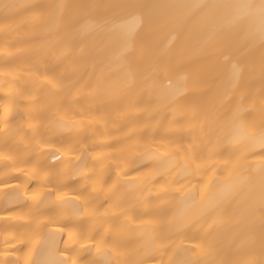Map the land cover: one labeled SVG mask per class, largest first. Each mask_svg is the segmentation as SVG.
I'll use <instances>...</instances> for the list:
<instances>
[{
  "label": "snow or ice",
  "instance_id": "1",
  "mask_svg": "<svg viewBox=\"0 0 264 264\" xmlns=\"http://www.w3.org/2000/svg\"><path fill=\"white\" fill-rule=\"evenodd\" d=\"M13 7L9 3L2 4L6 12ZM32 7L37 10L33 18L45 20L42 35L59 39L65 50L39 72L25 74V70L19 67L0 70V83L8 88L0 99V136L5 145L11 140L18 149L17 156L0 153L17 174L10 177L17 180L16 185L0 182V189L25 187L32 181L44 185L49 179L45 175L47 168L31 165L33 156L43 155V148L50 146L44 136L43 121L34 119L32 110L27 109V120L11 122L20 115V105L31 98L33 89L45 87L53 94L52 107L56 109V118L51 124L57 128L79 130L86 119L89 122L104 119V113L87 116L83 109L61 112L58 107L59 104L72 103L66 97L58 96L61 85L57 69L67 48L77 38L83 40L99 32L119 37L121 44L114 56V64L107 71L102 64L97 66L100 75L95 79V95L100 97L107 93V81L112 71H122L128 85L142 75V87L128 95H140L147 89L150 96L144 111L149 115L143 122L132 126L128 139L140 137L152 145L140 157L141 162H147L149 172L133 179L128 178L127 171H116L121 165L112 159L111 151L102 154L100 165L110 161L115 179L112 174H107L106 179L104 168L100 174L93 172L95 179L89 187L96 191L93 185H99L104 194L101 204L104 214L96 218L99 223L85 231L74 227L76 221L65 220L63 227L49 230V258L40 264H147L145 257L157 259L158 264H264V0H238L235 3L191 0L162 6L169 9L166 15L146 12L145 9L161 6L146 5L143 0H120L119 3L55 0ZM223 10H228V14L222 16ZM218 24L221 29L235 30L239 39L230 50H218L221 63L228 67V74L215 96L216 107L209 112L205 97L211 89L201 87L186 71L189 61L180 54V48L182 38L191 37L193 33L214 32ZM166 29L172 30L171 38L166 42L156 40L155 37ZM16 42L15 37L9 39L6 36L0 44V52L10 55ZM257 48L260 52L258 59L252 56ZM133 53L136 55L130 58ZM81 59H88L84 49H81ZM145 61L147 67L142 73L132 70L133 63L142 67ZM214 70L215 67L210 65L208 74ZM29 80L30 87L27 86ZM257 80L259 88H254ZM226 102L229 106L221 112ZM137 111H140L138 107L132 113L125 108L120 115L134 119ZM78 116L82 119H77ZM158 116L171 117L166 123L175 127L164 134L172 139L156 141L155 137L161 135L159 129L164 127L161 120L156 119ZM103 146L112 149L111 144ZM228 146H235L238 152L231 158L221 159ZM161 148L166 150L161 151ZM63 151L56 149L52 155L59 159L56 153ZM254 156L259 160L250 164L249 158ZM75 160L79 161L80 156ZM217 170L220 175H216ZM158 179L163 183L155 188ZM183 180L189 183L195 180L196 184L181 198L182 207L173 212L170 202L162 197L182 192L183 187L175 189L172 185ZM224 181L230 182L231 187L217 201L211 205L198 203L199 185L206 187L211 182L221 185ZM53 191L49 189L48 195ZM153 192L159 195L153 197ZM33 199L36 200L35 194ZM76 199L79 200L80 196ZM150 199L161 202L149 207ZM132 201L143 205L145 215L152 218L137 221L128 215L131 209L126 205ZM228 201H239L235 213L224 207ZM188 208H196V211L188 212ZM87 211L82 206L77 215L83 216ZM109 212L118 215L107 216ZM119 216L125 217L122 224ZM10 218L11 214L5 219ZM106 219L116 221L115 226L105 229L103 222ZM202 221L206 224V228H201L203 234L189 237L197 242L182 249V258L173 259L175 250L171 235L158 234L155 226L166 223L179 233L188 225H199ZM134 226L143 237V244L128 253L125 241ZM143 226L149 227L145 229ZM65 236L66 239L62 240L61 237ZM0 239L3 241L0 264H35L31 259L33 249L30 248L24 256L17 254L20 245L31 244L23 234L6 230L0 234Z\"/></svg>",
  "mask_w": 264,
  "mask_h": 264
},
{
  "label": "bare ground",
  "instance_id": "2",
  "mask_svg": "<svg viewBox=\"0 0 264 264\" xmlns=\"http://www.w3.org/2000/svg\"><path fill=\"white\" fill-rule=\"evenodd\" d=\"M55 2V0H0V44L3 43L7 36L9 39L15 37V47L8 52H0V70L12 67H19L28 72H39L46 64H50L55 56H59L60 52L65 50V45L53 37H44L42 35L45 20L33 18V14L37 11L32 5L41 4L47 5ZM65 3H72L75 0H63ZM102 3H119L120 0H98ZM191 2V0H143L146 5L161 6L156 8L145 9L159 15H166L169 9L162 7L173 3ZM219 3H235L238 0H213ZM3 3H9L14 7L7 12L2 8ZM228 10H223L222 16L227 15ZM172 30L166 29L161 31L156 40L166 42L171 38ZM239 39L235 30L221 29L219 24L214 32L207 34L193 33L191 37L182 38V46L180 54L189 61L186 71L197 79L201 87L211 89L205 97L208 105V111L211 112L215 105V96L217 91L226 80L228 67L221 63L218 56V50H230L233 43ZM207 42V43H205ZM121 41L118 36L108 32H99L91 35L83 40L77 38L76 42L67 48V51L62 58V63L57 69L58 80L61 89L58 93L60 98L66 97L71 104H59L61 112L77 111L83 109L87 116L99 115L104 113L102 121L89 122L84 120L83 126L78 129H60L51 124V121L56 118V109L52 107L53 94L45 87L32 90L31 98L21 103L22 109L20 115L12 123L22 122L27 120V109L32 110V115L43 121L45 127L44 136L50 141V146L43 148V155H34L31 160V165L40 168H47L45 173L49 177L44 185H37L35 181L29 182L25 187L0 189V234L7 231H14L18 235L23 234L26 240H30L31 244L20 245L18 255L24 256L28 254L30 248L33 249L31 259L35 264H40L44 259L49 258L48 254V232L63 227V221L74 220V227L81 230H87L90 226L98 224L96 219L101 214H104V207L101 204L104 201V194L100 190L99 185L96 191H92V181L95 179L93 172L100 174L101 168H104L107 179V174H112V179H115L113 173V165L110 161H105L104 165H100L99 161L102 154L112 152V159L121 165V169L116 171H127L128 178L133 179L138 174L149 172L147 162H141L140 157L144 155L152 145L140 137L128 139L130 129L134 124L141 123L148 118V112L144 111L147 107L146 101L149 99L150 93L145 89L140 95H128L132 90H138L142 87V75H138L136 82L128 85L125 82V76L122 71L115 70L109 75L107 81L108 91L105 95L97 97L95 95V79L100 75L97 66L103 65L105 71L114 64V56L120 47ZM81 49H84L88 54L87 61L81 59ZM136 54H130V58ZM260 52L257 48L252 53L256 59L259 58ZM7 57V60L5 59ZM214 66L215 70L208 74L209 66ZM147 61L140 67L136 63L132 64L134 72L146 69ZM31 86V80L28 85ZM254 88H259V80L254 84ZM8 91L2 83H0V99L4 93ZM229 104L226 102L222 112ZM140 111L134 112V119H129L127 116H122L120 113L125 111V108L132 113L135 108ZM259 105L257 104V109ZM253 115H256L254 112ZM82 119V117H77ZM160 119L164 125L159 129L161 135L156 136L157 142L160 140L172 139L164 133L171 130L175 125L166 123L171 117H156ZM118 141V143H117ZM104 144H111L112 149L104 147ZM71 146V147H69ZM56 149H64L63 152L56 153L59 159H55L52 153ZM166 149L161 148V151ZM8 152L13 156L18 155L17 147L9 140L8 145H5L2 136H0V153ZM238 150L235 146H228L227 150L221 159H228ZM76 156H80V160H75ZM259 160L258 156L250 157V164ZM179 171V170H177ZM13 172L12 165L0 157V182H6L10 185H16L17 180L10 177L16 176ZM175 175V173H174ZM212 174L209 173V176ZM216 175H220L217 170ZM143 178V177H141ZM111 183V181H108ZM162 180L157 181L155 188H159ZM196 181L191 183L188 180L181 181L180 184L173 182L172 187L179 189L183 187L180 193L173 192L168 197H162L163 200L169 201L172 211L176 212L182 207L181 198L185 197ZM230 182L224 181L221 185L214 182L205 185H199L197 200L198 203L209 205L217 201L222 194L230 189ZM54 189L52 195H48V190ZM87 189V192H85ZM27 192V195H25ZM123 192V189H121ZM36 195V200L33 195ZM83 194V195H82ZM159 195L158 192H153V197ZM80 196L77 200L76 197ZM86 202V204H85ZM161 201L150 199L149 207L160 204ZM239 201H228L224 207L236 212V206ZM85 206L88 211L79 216L77 213ZM106 207V205H105ZM131 209L128 215L139 219H150L149 215H145L146 209L143 205L137 204L135 201L126 205ZM186 211L194 212L196 208H188ZM11 214L10 219L8 218ZM107 216L118 215L109 212ZM170 218V217H169ZM119 222L122 224L125 217L119 216ZM51 221V223H49ZM210 223V221H209ZM116 221L106 219L103 222L105 229L110 226H115ZM47 225V227H45ZM145 229L149 226H143ZM158 234L171 235L175 255L173 259L179 260L183 256L182 249L190 247L193 241L189 237L200 233L201 228H206V224L202 221L201 224H191L183 228L179 233L175 232L168 224L161 223L155 226ZM61 239H66L61 237ZM143 244V237L138 233L135 226L130 230L126 241L125 250L132 253L139 249ZM3 241L0 239V247ZM169 255H172L170 252ZM129 258H134L129 256ZM167 258V257H166ZM147 264H158V260L152 257H145Z\"/></svg>",
  "mask_w": 264,
  "mask_h": 264
}]
</instances>
